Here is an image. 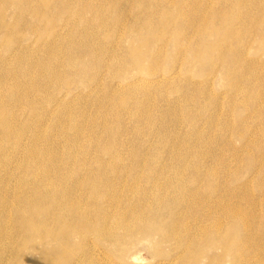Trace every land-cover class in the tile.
<instances>
[{
  "label": "rangeland",
  "instance_id": "374dc122",
  "mask_svg": "<svg viewBox=\"0 0 264 264\" xmlns=\"http://www.w3.org/2000/svg\"><path fill=\"white\" fill-rule=\"evenodd\" d=\"M57 1L0 0V264H264V0Z\"/></svg>",
  "mask_w": 264,
  "mask_h": 264
},
{
  "label": "bare ground",
  "instance_id": "6f19581e",
  "mask_svg": "<svg viewBox=\"0 0 264 264\" xmlns=\"http://www.w3.org/2000/svg\"><path fill=\"white\" fill-rule=\"evenodd\" d=\"M55 1H56V0H55ZM57 2L60 3V0L57 1ZM11 3H13V1H12ZM79 4H80V3H79ZM79 4H78V5H79ZM19 5H20V3H19ZM59 6H61V5H59ZM208 6H209V5H208ZM18 7H19V6H18ZM72 8H73V7H71V9H72ZM19 9H20V8H19ZM71 9H68V10L70 11ZM59 11H60V10H59ZM69 11H68V12H69ZM2 12H3V11H2ZM0 13H1V12H0ZM3 13H5V12H3ZM3 13H1V14H2V17L4 16ZM66 13H67V12H66ZM18 14H19V10H18ZM44 14H45V13H44ZM58 14H59V13H58ZM64 14H65V13H64ZM67 14H68V13H67ZM67 14H66V15H67ZM59 15H60V14H59ZM59 15H58V16H59ZM50 16H51V15H50ZM5 17H6V16H5ZM53 17H55V15H54ZM43 18H45V15L43 16ZM1 19H2V18H1ZM58 19H59V17H58ZM2 20H4V19H2ZM43 20L47 21L46 19H43ZM56 21H57V19H56ZM56 21H54V22H56ZM0 22H1V21H0ZM3 22H4V21H3ZM43 22H44V21H43ZM49 22H51V21H49ZM170 22H171V21H169V23H170ZM5 23H6V22H5ZM44 23H45V22H44ZM10 24H11V26H14V25H12V22H11ZM26 24H27V23H26ZM46 24H47V23H45V24H43V25H46ZM48 24H49V23H48ZM0 26H1V25H0ZM3 26H4V25H3ZM46 26H47V25H46ZM62 26H63V25H62ZM62 26H61V28H62ZM16 27H17V25H16ZM48 27H49V26H48ZM6 28H8V25L6 26ZM9 28H10V27H9ZM14 28H15V26H14ZM18 28H19V27H18ZM46 28H47V27H46ZM119 28H120V27H119ZM122 28H123V27H122ZM0 29H1V28H0ZM12 29H13V28H12ZM47 29H49V28H47ZM47 29H46V30H47ZM14 30H15V29H14ZM44 30H45V27H44ZM46 30H45V31H46ZM118 30H119V29H118ZM10 31H11V30H10ZM20 31H21V30H20ZM119 31H120V30H119ZM4 32H5V30H4ZM12 32H13V31H12ZM15 32H16V31H15ZM22 32H23V31H22ZM22 32H21V33H22ZM43 32H44V31H43ZM120 32H121V31H120ZM2 33H3V32H2ZM21 33L18 34V36L21 35ZM37 34H39V33H37ZM40 34H41V33H40ZM117 34H119V33H117ZM7 35H8V34H7ZM1 36H3V35H1ZM5 36H6V35H5ZM146 37H147V36H146ZM3 38H4V37H3ZM8 38H9V37H8ZM11 38H13V36H12ZM15 38H16V37H15ZM37 38H39V37H37ZM163 38H164V36H162V39H163ZM146 39L148 40V37L145 38V40H146ZM4 40H5V39H4ZM8 40L11 41V39H8ZM1 41H2V38H1ZM6 41H7V40H6ZM18 41H19V40H18ZM143 43H144V41H143ZM185 46H186V45H185ZM132 47H133V46H132ZM130 48H131V47H130ZM131 52H132V51H131ZM9 61H10V60H9ZM63 95H64V94H63ZM41 214H42V213H41ZM56 227H57V226H56ZM40 229H41V228H40ZM44 230H45V229H44ZM66 230H67V228H66ZM28 231H30V229H28ZM29 233H30V232H28V234H29ZM43 233H44V232H43ZM70 233H71V231H70ZM68 234H69V232H68ZM138 234H139L140 237H142V239H143V238H144V239H147V238L149 237V235H148L145 231H143V230H141ZM54 235H55V233H54ZM136 235H137V234H136ZM134 236H135V235H134ZM137 236H138V235H137ZM132 238H133V237H132ZM134 238H136V236H135ZM134 238H133V239H134ZM137 238H138V237H137ZM158 238H159V237H158ZM52 239H53V238H52ZM159 239H160V238H159ZM55 240H56V239H55ZM55 240H54V241H55ZM134 240H135V239H134ZM56 241H58V240H56ZM20 242H21V241H20ZM52 242H53V240H52ZM131 242L133 243V241H131ZM65 243H67V242H65ZM68 243H69V242H68ZM132 243H131V245H132ZM61 244H62V243H61ZM63 244H64V243H63ZM63 244H62V245H63ZM70 244H71V242H70ZM70 244H67V245H70ZM90 244H91V243H90ZM90 244H89V245H90ZM51 245H52V244H51ZM51 247H53V246H51ZM57 247H60V246L58 245ZM69 247H70V246H69ZM33 248H34V246H33ZM60 248H62V246H61ZM60 248H59V249H60ZM15 249H16V248H15ZM56 249H58V248H56ZM63 249H65V248H63ZM90 249H91V248H90ZM60 250H61V249H60ZM23 251H24V250H23ZM35 251H36V253H37L38 250H35ZM35 251H34V253H35ZM50 251L52 252V250H50ZM51 252H50V254H51ZM23 253H24V252H23ZM36 253H35V254H36ZM39 253H40V252H39ZM39 253H38V254H39ZM44 253H45V252H44ZM44 253H43V254H44ZM53 253H54V252H53ZM65 253H66V252H65ZM91 253H92V252H91ZM48 254H49V253H48ZM56 254H57V253H56ZM68 254H69V253H68ZM99 254H100V253H99ZM46 255H47V252H46ZM52 255H54V254H52ZM58 255H59V254H58ZM90 255H91V254H90ZM163 255H164V254H163ZM22 256H23V255H22ZM34 256H35V255H34ZM34 256H33V257H34ZM36 256H37V255H36ZM38 256H39V255H38ZM42 256H43V255H42ZM44 256H45V255H44ZM55 256H56V255H55ZM93 256H94V255H93ZM93 256H92V257H93ZM25 257H26V256H25ZM28 257H29V256H28ZM48 257H50V256H48ZM95 257H97V255H96ZM101 257H102V256H101ZM36 258H37V260L39 259L38 257H36ZM45 258H47V257H45ZM97 259H98V258H97ZM97 259H96V260H97ZM23 260H25V259L23 258ZM125 260H126V259H125ZM25 261H27V260H25ZM38 261H45L44 263H48V264H51V262H52L51 260L49 261L48 258H47L46 260H40V259H39ZM48 261H49V262H48ZM98 261H99V260H98ZM100 261H101V260H100ZM104 261H105V260H104ZM31 262H32V261H31ZM34 262H35V261H34ZM126 262H127V260H126ZM25 263H26V262H25ZM101 263H102V261H101ZM29 264H31V263H29ZM36 264H37V262H36ZM102 264H103V263H102Z\"/></svg>",
  "mask_w": 264,
  "mask_h": 264
}]
</instances>
